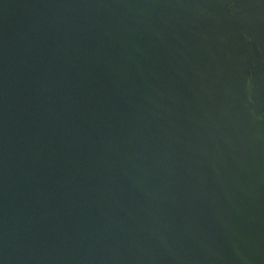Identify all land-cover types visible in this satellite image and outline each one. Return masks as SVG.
I'll use <instances>...</instances> for the list:
<instances>
[{"label":"water","instance_id":"obj_1","mask_svg":"<svg viewBox=\"0 0 264 264\" xmlns=\"http://www.w3.org/2000/svg\"><path fill=\"white\" fill-rule=\"evenodd\" d=\"M0 264H264V0H0Z\"/></svg>","mask_w":264,"mask_h":264}]
</instances>
